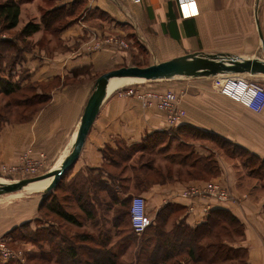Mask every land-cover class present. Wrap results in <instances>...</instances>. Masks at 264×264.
Segmentation results:
<instances>
[{"label": "crops", "instance_id": "crops-1", "mask_svg": "<svg viewBox=\"0 0 264 264\" xmlns=\"http://www.w3.org/2000/svg\"><path fill=\"white\" fill-rule=\"evenodd\" d=\"M41 1L20 0L18 28L31 18L40 24L36 32L18 36L16 44L10 34L3 35L0 40V94H17L25 86H30L37 88L38 99H44L25 119L5 118L0 130V165L17 164L24 151L34 155L41 153L38 173L46 174L57 169L71 153L96 79L106 71L135 65L127 57L128 50L114 42L103 43L108 35L129 39L137 49L141 41L144 50L154 53L160 62L186 53H211L213 49H222L221 36L232 33V55L264 58L260 38V31L264 38V0H50L53 5L49 7L42 5ZM37 2L38 9L34 10ZM61 7L66 9L63 19L67 24L63 28L46 25L43 15L59 12ZM28 10L32 12L31 17ZM24 39L27 45L23 44ZM13 45L18 47L20 57L10 66L6 54ZM3 49L6 50L2 52ZM176 78L161 84L140 85L154 89L170 88L181 94L179 106L185 109L186 116L180 124L173 126L168 125L165 111L143 107L141 99L126 93L128 87L137 85L130 83L137 80L112 79L78 159L52 190L56 196L58 190L64 192L58 198L63 207L76 214L81 223L90 221L95 228L97 218H105L109 208L117 204L116 197L125 202L128 213L134 194L143 195L151 218L147 231L141 237L127 231L117 241L127 242L125 247H131L132 255L139 247L135 241L146 240L149 248H153L165 241L164 232L173 230L178 224L179 220L171 218L159 226L158 212L167 203L183 206L181 217L184 215L186 223L192 227L206 218L187 213V204L191 200L183 198L180 190L189 181L150 180L146 185L144 177L141 178L142 165L138 182L134 181L136 176L119 175L114 168L131 161L136 153H151L164 159L169 157L172 161L174 153L169 150L175 139L173 135L175 131L180 132V127L183 130L196 127L204 132L211 131L264 159V110L254 113L258 116L257 121L248 115L250 119L245 125H224L218 116L213 119L208 113L205 95L212 93L214 97L215 91L194 89L192 83L198 81L190 77ZM3 87L11 92L5 93ZM150 135L156 136L150 138ZM210 140L202 137L188 144L194 146L195 153L212 155L217 160L218 178L226 182L230 198L223 202L214 201V207L228 209L242 224V232L225 241L232 250L229 262L264 264V184H258L250 170L246 175L241 173L246 165L237 163V156L227 158L223 150L214 147L217 143ZM145 143H158V146L153 147L155 150H145ZM148 166L152 169V165ZM154 166L157 168L156 162ZM117 178L120 184L113 183ZM82 190L97 208L94 217L86 214L78 203L76 195ZM33 192L34 195L18 198L19 210L13 208L11 201L0 197V238L9 242L14 228L21 224L29 223L31 227L34 223L49 225L40 216L48 193L45 194V187ZM245 194L247 197L243 198ZM232 195L242 197V200H232ZM105 224L108 225V221L100 226ZM206 242L202 239L200 245L206 246ZM26 244L30 246L32 243ZM29 248L31 251L32 247ZM116 250L124 255V248L118 246ZM0 262L8 264L9 261L0 257Z\"/></svg>", "mask_w": 264, "mask_h": 264}, {"label": "rangeland", "instance_id": "rangeland-1", "mask_svg": "<svg viewBox=\"0 0 264 264\" xmlns=\"http://www.w3.org/2000/svg\"><path fill=\"white\" fill-rule=\"evenodd\" d=\"M6 0H0V3L5 2ZM42 5L44 6H51L53 5V3L50 0H42L41 1ZM38 5L39 2H37L35 4V9H38ZM21 9V8H20ZM21 11V10H20ZM28 12L30 13V17L32 16V12L28 10ZM28 12L26 13V16L28 14ZM20 17V16H19ZM29 18V17H28ZM20 21V18H19ZM35 20H31V18H29L28 20H26L22 25V27L19 25L18 28V24L16 27L11 28V29H6L5 28V23L4 21L0 18V40L2 39L3 35L6 34H10L11 35V39H13V43L16 44L17 43V39L18 36H20L21 33L20 31H22V29L26 26L27 23L29 22H34ZM36 23V22H34ZM21 27V28H20ZM47 35V34H45ZM23 37V35H21ZM111 36V37H110ZM113 39V40H112ZM15 40V41H14ZM105 42L103 43H110V42H114L115 44H118V46H120L121 48H123L124 50H128L129 54H128V58L130 59V62L135 64V65H149L152 62H159L158 58L154 57V53H151L150 51L144 50V44L140 43V47H138V49L136 48V46L131 45V42L129 39H126L122 36H117V35H108L105 39ZM25 41V42H24ZM23 44L27 45V41L26 39H24ZM220 41L223 43L222 45V49H213L212 50V54H216V53H220V52H224V53H228L232 55V33H228L225 35L221 36ZM113 43V44H114ZM99 44V43H98ZM102 44V43H100ZM12 47V46H11ZM18 47L14 46L13 50H16ZM6 49H3L2 52H4ZM10 51V50H9ZM259 54H262V50L258 49ZM18 54H20L19 50H18ZM10 55V52H8L6 54V57ZM17 55V52H16ZM1 57H3V55H1ZM12 56L8 57L11 58ZM216 77H223V78H241V79H252L255 81H258L259 83L264 85V76H259L258 74H250V73H245V72H222L221 74H217L215 76H210V78H204V76H190L191 79H193L194 81H198V82H193L192 83V87H194V89L196 90H208V91H215L214 93V97H212V93L211 94H206L205 96V101L207 102V108H208V113L209 116L212 117L213 119L216 118L218 116V119L224 124V125H245V121L250 119L248 115H252L253 116V120L257 121L258 116H255L256 114L254 113H262L261 112H253L250 111V109H245L247 107H245L244 105H242L241 103L232 100L231 98L225 96L223 93H221L219 91V89L217 88V80ZM177 78H169V79H160V80H151V81H135L130 83L134 84L137 83V85H147V84H153V83H165L167 81H174ZM196 86V87H195ZM157 87V86H155ZM144 88H148V87H144ZM158 90H161V92L163 90H173L175 92H177L174 89H164V88H156ZM218 93H217V92ZM178 93V99L177 102L180 103V98H181V94L179 92ZM37 88H33L30 86H25L21 91H19L17 94H12V95H5V94H0V130H1V126L3 125V122L5 121V118H12V119H25L27 117H29L30 115H32V113L42 104L43 100H40L37 103H33L31 104V100L34 98H37ZM30 100V102H29ZM29 102L28 104L24 103V102ZM141 101V100H140ZM143 107H155L158 108L160 110V107L157 106H147L144 105V102H142ZM245 107V108H244ZM216 110H215V109ZM179 112L182 113V119L180 120V122L183 120V118L186 116V111L185 109L181 108L179 106V108L177 109ZM165 111V110H163ZM217 111V112H216ZM166 112V111H165ZM167 114V112H166ZM167 123L168 125H171L168 122V117H166ZM180 122L178 124H180ZM218 122V121H217ZM173 124V125H178ZM186 131H189V133L187 132H177L174 134L175 139H173V143L171 145V148L169 151H172V153H174V155L176 156L174 159V161H170L169 157H166V159L158 156H155L151 153H145L144 155L141 154H135L133 159L127 163H123L121 164L120 167H116L113 169V171H115L116 173H118L119 175H134L136 176L134 181H139V178L137 177V175H140V168L142 165V175L141 178L145 179L147 181V184H149L150 180H155L158 179L159 181H167V180H172L174 182L177 181H189L188 184H186L181 190H180V194L183 192V190H185L188 186L190 185H194V184H203L205 185L208 182H218L220 183L222 186L221 188H224L226 190L229 191L230 190L226 184L225 181H223L222 179L218 178V174H212L213 172H206L204 170H200V165H196V166H191L190 163L192 161L195 160V158L199 155L198 153H195L193 151L194 146H192L190 143L191 141H194L196 137L200 136L201 132H198L197 130H193V129H186ZM214 137V136H213ZM211 141V140H210ZM212 143H214L213 141H211ZM226 145V144H225ZM219 144H216L214 147H216L219 151L223 150L225 152V155L227 158L232 159L235 158L236 156L232 155L230 156L228 154V152L226 150H224L221 146L218 148ZM227 147V146H225ZM229 149V148H228ZM222 151V152H223ZM236 154L239 155L236 158H238L237 163H243V160L246 159L245 155H241L242 152H240L239 150H235ZM41 156L40 154L34 155L32 153H30V151H24L19 159V162L17 164H9V166H16L19 164L20 169L18 170H12V171H4V166H6V163H2L0 165V181H6V182H10V181H17L23 178H30V177H36L39 176L41 174L38 173V171H33L31 169V167H33L32 165L35 163H39V157ZM186 159V163H181L179 162V160L181 158H185ZM251 159V158H250ZM155 162L157 163V168L154 166ZM220 162L222 163V165L224 166V162L220 160ZM261 162V161H260ZM259 163V162H258ZM257 163V164H258ZM128 165V166H126ZM148 165H152V169H148ZM151 167V166H150ZM225 167H228V165L226 164ZM134 168V169H133ZM145 170L147 172H145ZM250 170V172L252 171L248 166L244 167V169L241 170V173H244L246 175V173H248V171ZM144 172L146 173L144 175ZM253 175L256 176V180L258 182V184L263 185L264 182H262V180H264V168L262 170L261 166H255V168H253L252 171ZM258 175V177H257ZM166 176V177H164ZM259 177H262L259 178ZM120 179V178H119ZM46 180V179H44ZM43 180V181H44ZM118 181V178L115 180V184H120ZM37 182V181H34ZM225 182V183H224ZM39 183H42V181H39ZM31 185H33V182L28 185L25 186L27 189L32 188ZM45 187V186H44ZM23 188V187H22ZM22 188L20 189H16L13 191H9V192H1L0 193V197L7 199L8 201H11L13 204V208L14 209H20L19 206H17L16 204H18V198H22V197H27L30 195H34L35 192L31 191V192H24L22 194H18L21 192ZM43 188V187H41ZM52 193V190L50 191ZM48 192V193H50ZM17 193V195H12ZM64 192H60V190H58L57 192V197L60 198L62 197ZM228 193V194H229ZM134 195H138V193L134 194ZM243 195V194H242ZM133 196V195H132ZM247 194H245L243 196V198H246ZM230 198V196H229ZM228 198V199H229ZM227 199V200H228ZM232 200H236L237 202H240L242 200V197H234V195H232L231 197ZM223 202V201H222ZM109 213L107 214V216L101 217L99 216V218H97V221L95 223L94 226L92 227V225L90 224V221H87L85 223H82L80 226L76 225V224H70L68 222H66L65 220H63L59 215H56L55 212H52L50 209H47V207H43V209H41L40 211V216L43 217V220L45 223H49V224H54L53 226L55 227V229L58 228L60 229L61 232L64 233H68L69 236H72L73 238H76L79 240L78 235L80 233H90L91 231L93 232H97L101 229H106L110 232L111 234V244L113 249H117L118 246L120 247V249H125L124 250V255H120L118 256L117 262L116 264H133V262L135 263V255H132L131 253V247H125V245H127L126 243H118L117 241L120 239V237H122L124 235V233H126L127 231H133L132 229V224H131V219L130 216L127 213V207L124 204H115L114 206H112V208H109ZM122 211V218H121V223L119 225H116L114 223V219H116V217H118V213H121ZM79 212V211H78ZM16 212H14L15 214ZM149 213V211H148ZM109 215V216H108ZM149 215V214H148ZM35 221V220H34ZM106 221H108V225H102V227L100 226V224L106 223ZM36 223H34L32 225V227L35 226ZM18 227V226H17ZM21 227V226H20ZM20 229V228H19ZM16 232L19 235V231H24L23 233L28 232L27 228L21 229ZM27 230V231H26ZM220 230V229H219ZM218 228H215V232L213 233L212 236L208 237V238H204V241L206 242L208 240L209 241H215V242H223L226 240V235L223 234L225 233V230H220V233H222L223 235H217V232L219 231ZM234 232H230L231 235L230 236V240L232 239V237L235 236ZM50 236V235H49ZM138 236V235H137ZM142 236V235H140ZM48 236H46L47 238ZM228 237V236H227ZM8 246H10L11 248H14L16 250L21 249L23 251H25V261H17L14 260L12 262H8V264H57L56 263V258L57 257V253H53L51 252V250H48V245L45 246L43 253L47 254V256L43 259V258H39L34 256L36 254H40L41 253V248L38 245L35 244H31L30 246L27 245L26 243H23L22 241H12L10 240L9 242H7ZM29 247H32L31 251H28L26 249H28ZM40 248V249H39ZM83 251V252H82ZM79 252H82L81 254L84 257V252L86 254H88L85 251L84 247H79ZM104 253H102L101 255H99L98 259L99 260H105L106 257L105 255H103ZM212 254V253H211ZM211 254L209 255V257H211ZM34 256V257H33ZM82 256L77 257V260H80L79 262H81L83 260ZM207 257H205V260L203 259V261L200 262H194L191 258H189L188 255L186 254H179L178 256L169 259L168 261H166L165 264H206L207 263ZM64 259V258H63ZM67 261H69V257L68 259H65ZM84 261V260H83ZM216 261V260H215ZM106 262V260L104 261ZM144 262H142L143 264ZM0 264H3L0 262ZM92 264H97V263H92ZM213 264H217L213 263ZM224 264V263H223ZM225 264H232V262L229 263H225Z\"/></svg>", "mask_w": 264, "mask_h": 264}, {"label": "trees", "instance_id": "trees-1", "mask_svg": "<svg viewBox=\"0 0 264 264\" xmlns=\"http://www.w3.org/2000/svg\"><path fill=\"white\" fill-rule=\"evenodd\" d=\"M20 10H21L20 0H6L3 3H0V18L4 21L6 29H11L17 26L19 22ZM65 11L66 9L64 7H61L59 9V12L51 11L50 13H45L43 15V22L49 26L55 24L56 28L58 27L63 28L67 24V21L63 19ZM39 28H40L39 23L29 22L22 29L20 34L24 36H29L32 33L36 32ZM13 47L14 45L12 47L10 46L9 48V50L11 49V51H9L10 55H8V57L12 56L11 58L8 59L10 66L13 63V60L20 57V54H18V49L12 50ZM140 66H146V65H140ZM2 91H4L7 94L11 92L9 91V89H6L5 87L2 88ZM40 100H44V99L34 98L31 100L32 102L31 104L37 103ZM182 128L183 127H180L179 129L180 133L182 132L189 133V131H186V128L184 130ZM190 128L193 130H197L198 132H201L200 136L196 137L195 139L207 137L215 141V143L219 144V146H221L224 150H226L230 156L232 155L239 156L236 154L235 151V150H239L240 152H242L241 155H245L246 157V159L243 160L244 165L248 166L252 171L256 165L257 166L260 165L263 170L264 159H261L259 156L251 153L250 151L246 150L243 147H240L232 142H229L228 140L212 133L211 131L204 132L196 127H190ZM175 133H177V131H175ZM150 136H148V138ZM154 136H151L150 138ZM156 140L159 141L160 140L159 137H157ZM157 144L158 143H155V145L154 144L149 145L145 143L143 147L145 150L146 149L155 150V148L153 147H156ZM160 150L163 149H159V151ZM175 157L176 156L173 154L171 160L174 161ZM186 159L187 157L181 158L179 162L186 163ZM197 164L199 165L201 164L200 170H204L206 172H213L212 174H217L219 171L218 162L212 155L210 156L198 155L195 158V160L190 163V165L196 166ZM145 174L146 173H144V175ZM112 195L114 196V198L116 197L114 194ZM47 196H46L47 200L44 202L43 207H47V209H50L52 212H55L56 215H59L63 220H65L68 223L71 224L73 223L78 226L82 224L81 221L77 218L76 214L68 211L63 207V205L58 200V197L53 192L48 193ZM76 196L82 210H84L85 213L88 215L92 214L94 217L95 214L97 213V208L94 204H91L88 197L89 195L84 193L82 190ZM122 201L123 200H119L117 197L115 198V203L119 205L125 203ZM182 212H183V206L174 203H167L158 212L157 217L159 219L158 222L159 226H161V224L164 221H167L168 219L171 218L179 220L178 224L176 223V226L173 230H170L169 232L166 233L164 232L163 237L164 236L166 237L165 241L156 244L153 248H149L148 246L149 244L146 240L142 239L140 241H135L136 244H139L138 245L139 247L135 254V263L133 262V264H142V262H144L143 264H165L166 261H168L169 259L178 256V253L188 255L189 258H191L194 262L203 261V259L205 260V257L208 256L206 260L207 261L206 264H213L216 262L217 264H223V263L225 264L230 260H232V250H230V248L226 246L225 241L230 239L231 235L228 234H230L231 231L234 233L236 231L237 234H240L242 232V224L239 222L236 216H234L228 209L215 206L210 210L205 221L197 224L195 227H192L186 223V219L184 215L183 217H181ZM128 213H129V209H128ZM122 216L123 214L121 211V213H118V217L114 219V223L116 225H119L121 223ZM54 224L51 223L46 227L38 226V225L31 227L29 226V223L21 224L20 225L21 227L18 226L14 228L13 236L11 240L22 241L23 243L30 242L32 244L40 246L41 253L34 255L38 257V259L39 258L44 259L47 256V254L43 252H45L44 247L48 245V250H51L52 254L57 253V257H55L56 258L55 261L57 264H92V263L116 264L119 253L115 248L113 249L112 247L111 234L108 230L101 229L99 230L98 233L96 232L80 233L78 235L79 237L78 240L76 238H73L72 236H69L68 233L61 232L59 228L58 230L57 228L55 229V227L53 226ZM27 227L29 228L27 229L28 230L27 234L23 233L24 231L21 232L19 231V235L16 233L19 228H20L19 230H21ZM215 228H218V230L219 229L225 230V233L223 234L226 235V240L223 242L209 241L206 242L205 244L206 246L200 245L202 239L208 238L213 235V233L215 232ZM220 230L217 232L218 236L223 235L222 233H220ZM46 236L48 237L46 238ZM133 239H134V235H133ZM81 246L84 247L85 251L88 253L86 254L84 252L85 258H83V255L81 254L83 251L79 252V247ZM208 248H211L210 251ZM102 253H104L103 255H105L106 257L105 259L106 262H104L105 260L98 259L99 258L98 256L101 255ZM210 254L211 257H209ZM79 256H82L84 261L82 260L81 262H79L80 260H77V257ZM68 257H69V261L65 260L68 259Z\"/></svg>", "mask_w": 264, "mask_h": 264}, {"label": "water", "instance_id": "water-1", "mask_svg": "<svg viewBox=\"0 0 264 264\" xmlns=\"http://www.w3.org/2000/svg\"><path fill=\"white\" fill-rule=\"evenodd\" d=\"M260 30V26H259ZM260 38L264 48V38L260 31ZM245 72L264 75V58H243L220 52L216 54L196 51L176 56L165 61L155 62L146 66L129 65L115 68L102 73L95 82L94 89L87 101L81 117L80 127L73 150L67 155L59 167L46 174L36 177L23 178L17 181H0V193L20 189L36 180L51 177L45 187V194L54 189L65 173L78 159L86 137L92 127L107 93L111 78H130L141 81L169 79L190 76H215L222 72Z\"/></svg>", "mask_w": 264, "mask_h": 264}, {"label": "built area", "instance_id": "built-area-1", "mask_svg": "<svg viewBox=\"0 0 264 264\" xmlns=\"http://www.w3.org/2000/svg\"><path fill=\"white\" fill-rule=\"evenodd\" d=\"M113 40V39H112ZM217 88L225 96L237 101L253 112L264 110V85L252 79L241 78H219L216 77ZM128 95L136 96L147 106H157L167 112L168 122L178 124L182 119V113L177 109L178 93L173 90H161L154 88H144L140 85H134L127 88ZM42 156V155H41ZM33 171H38L40 164L32 165ZM20 169L19 165L4 166V171ZM218 182H208L203 184H194L188 186L180 194L183 198L191 200L187 204V213L197 215L205 219L215 203L226 201L230 193L228 190L221 188ZM229 193V194H228ZM203 203H198V202ZM129 216L131 219L133 233L142 235L150 225L151 218L148 215L147 201L143 195H134L131 198L129 206ZM30 251V248L26 249ZM25 251L14 249L8 246L7 240L0 238V257L6 261H25Z\"/></svg>", "mask_w": 264, "mask_h": 264}, {"label": "bare ground", "instance_id": "bare-ground-1", "mask_svg": "<svg viewBox=\"0 0 264 264\" xmlns=\"http://www.w3.org/2000/svg\"><path fill=\"white\" fill-rule=\"evenodd\" d=\"M115 78H118V77H115ZM115 78H111L110 79V82H111V80L112 79H115ZM120 79H130V78H120ZM134 80V79H133ZM137 81H141V80H137ZM110 82H109V85H110ZM109 85H108V87H109ZM108 90V89H107ZM44 179H46V180H44ZM44 179H40V180H36L37 182H33V185H31V187L32 188H30V189H27L26 187H23L22 188V190H21V192L20 193H18V194H22V193H24V192H31V191H36V190H38V189H41V187H46L47 185H48V183L51 181V177H47V178H44ZM44 180V181H43ZM39 181H42V183H39L38 184V182ZM32 183V182H31ZM30 183V184H31ZM29 184V185H30ZM28 186V185H27ZM12 195H17V193H15V194H12ZM23 195V194H22Z\"/></svg>", "mask_w": 264, "mask_h": 264}]
</instances>
